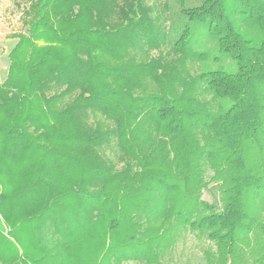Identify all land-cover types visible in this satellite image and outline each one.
Here are the masks:
<instances>
[{"label": "trees", "instance_id": "16d2710c", "mask_svg": "<svg viewBox=\"0 0 264 264\" xmlns=\"http://www.w3.org/2000/svg\"><path fill=\"white\" fill-rule=\"evenodd\" d=\"M22 1L0 264H160L188 232L205 264H264V0H177L168 23L146 0Z\"/></svg>", "mask_w": 264, "mask_h": 264}, {"label": "rangeland", "instance_id": "374dc122", "mask_svg": "<svg viewBox=\"0 0 264 264\" xmlns=\"http://www.w3.org/2000/svg\"><path fill=\"white\" fill-rule=\"evenodd\" d=\"M148 4L154 6V10L158 14H162L166 18V22L173 17V12L178 10L177 0H146ZM188 3L191 1L187 0ZM193 2V1H192ZM194 3V2H193ZM27 7L28 4L22 0H0V83H2L7 75L9 67L8 54L16 43L15 35L26 33L27 27ZM166 23V24H167ZM153 56L157 53L153 52ZM73 96H66L64 102H69ZM94 118L90 117V121ZM113 148H105L104 153L114 159ZM113 154V156H112ZM212 175L211 171L206 172L208 179ZM201 199L205 202L219 207V195L217 184L210 182L209 185L201 193ZM83 242L77 249H82ZM210 245L205 239H198L191 232L183 234L174 248L162 257L160 264H205L203 259V251ZM87 261L96 259L94 254L88 253ZM98 257V256H96ZM72 262V258H67ZM123 264H143L136 261H127Z\"/></svg>", "mask_w": 264, "mask_h": 264}]
</instances>
